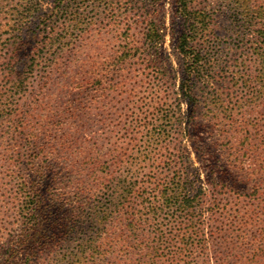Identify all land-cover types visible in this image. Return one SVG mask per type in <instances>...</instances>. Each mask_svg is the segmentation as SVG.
Returning <instances> with one entry per match:
<instances>
[{
	"label": "rangeland",
	"instance_id": "1",
	"mask_svg": "<svg viewBox=\"0 0 264 264\" xmlns=\"http://www.w3.org/2000/svg\"><path fill=\"white\" fill-rule=\"evenodd\" d=\"M260 4L0 0V264L14 252V264H86L80 245L93 234L70 237L60 228L63 219L90 221L85 181L100 202L113 201L107 175L144 183L167 160L174 170L201 168L208 189L220 159L222 177L241 186L225 175L220 133L230 115L264 119V38H254L251 16ZM150 23L154 43L146 41ZM188 37L207 61L195 116L180 94ZM212 93L226 103L220 115L208 111ZM104 226L118 253L124 227L116 215Z\"/></svg>",
	"mask_w": 264,
	"mask_h": 264
},
{
	"label": "trees",
	"instance_id": "2",
	"mask_svg": "<svg viewBox=\"0 0 264 264\" xmlns=\"http://www.w3.org/2000/svg\"><path fill=\"white\" fill-rule=\"evenodd\" d=\"M251 16L259 26L253 32L258 42L259 36L264 38V4L254 6ZM158 38L152 23L148 24L146 41L154 43ZM189 38L183 39L180 46L184 71L180 94L191 104L192 116H195L200 103L196 81L207 74V61L202 47H197L194 39ZM261 56L264 63L263 53ZM245 83L250 85L248 80ZM212 94L217 97H212L208 111L220 115V110L221 114L224 112L222 94ZM223 119L227 123L220 133V157L228 165L225 175L233 172L242 185L222 177L220 159L215 163L216 171H211L206 181L208 189L201 185V168L174 170L167 160L162 168L165 173L151 168L144 183L143 178L139 181L134 175L124 179L107 175L115 188L113 201L100 202L94 187L85 181L82 193L92 198L86 211L90 221L72 225L63 219L60 228L70 237L93 234L80 245L86 264H100L99 256H115L113 264L258 263L264 246V119H251L244 114ZM181 159H185L184 155L178 158ZM149 162L150 167L154 166L155 161ZM149 183L154 185L153 189L146 186ZM114 215L124 227L121 237L125 243L118 246V253L104 226ZM86 224H90L87 229ZM15 256V252L11 253L6 263L14 264Z\"/></svg>",
	"mask_w": 264,
	"mask_h": 264
}]
</instances>
